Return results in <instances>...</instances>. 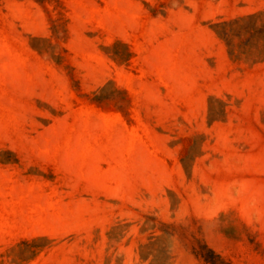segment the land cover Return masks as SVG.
I'll return each mask as SVG.
<instances>
[{
    "label": "rangeland",
    "instance_id": "374dc122",
    "mask_svg": "<svg viewBox=\"0 0 264 264\" xmlns=\"http://www.w3.org/2000/svg\"><path fill=\"white\" fill-rule=\"evenodd\" d=\"M0 264H264V0H0Z\"/></svg>",
    "mask_w": 264,
    "mask_h": 264
},
{
    "label": "trees",
    "instance_id": "16d2710c",
    "mask_svg": "<svg viewBox=\"0 0 264 264\" xmlns=\"http://www.w3.org/2000/svg\"><path fill=\"white\" fill-rule=\"evenodd\" d=\"M211 261V260H210Z\"/></svg>",
    "mask_w": 264,
    "mask_h": 264
}]
</instances>
